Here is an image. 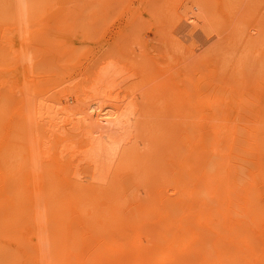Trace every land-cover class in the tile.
<instances>
[{"label": "rangeland", "instance_id": "obj_1", "mask_svg": "<svg viewBox=\"0 0 264 264\" xmlns=\"http://www.w3.org/2000/svg\"><path fill=\"white\" fill-rule=\"evenodd\" d=\"M3 1L4 0H0V14H1L0 15V51L2 50V48L4 51V52L3 51L0 52V86H1L0 87V104H1L0 105V111L2 108V110L4 112V114L0 113V118H1L0 123L2 124V122H3V124L0 125V137H1L0 138V148H1V150H0V162H1V158H3V156H6V155L10 159H12V161H15L14 159H16V157L18 158L20 155H22L20 153H22L24 150L30 149L29 145L32 144V143H30V141H33V143H35V144H32L34 146V148H33V146H31L32 151H29V153H30V155L33 156V157L30 156V157H32L31 159H33V162H35V164H36L35 167L37 168V172L35 169L34 172L32 170H30V171H32V172H30L31 173L30 176H28L29 174H27V173L21 174L23 171L21 172L20 170L22 169L23 166L19 165L21 168L19 167L20 168L19 169L20 174H18V172H19V171H17L18 167H16L17 169L15 168L16 170H13L12 167H14V166L11 167L10 159H8L6 161L7 162L9 161L8 163L10 164V166L8 164L5 166L7 167V169L9 167V170H8L9 174H7V173L5 174L4 173L6 170L4 168L5 162L3 161L0 163L1 164L0 165V171H1L0 172V192L4 191L3 194L0 193V200H1L0 204L3 203V205H0V210L2 211L3 214H1V213L0 214H1V216L3 215L2 216L3 219L7 218L6 215L8 216V219H4V220L2 219V217H0L1 218L0 221L2 220L1 222H3V223H0V235H1L0 236V245L2 246V248H0V253L2 255V256L0 255L1 256L0 257V264L1 263L2 264H12V263H14V264H27L28 261H29L28 263H30V264H36L35 261L33 260V258L36 259L37 256H41L42 252L41 253L38 252V248L36 247V239H35L34 231H33L34 226H33L32 222L29 218L32 208L31 209L29 208L28 211L26 208H25L26 210L24 209V207H26L24 205L25 203H29L31 200H33V201L35 200L34 192L37 191L38 189L39 190H47L48 189L49 192L51 190V193L47 194L48 193V191H47L45 198L42 199L43 205L41 204L42 203V201H41V203H40L41 206L39 207V210H38L39 214H40V210H42V208H44V210L46 209V206L44 207V205H45L44 200L47 202H50L47 204V207H48L47 209L49 210L50 214H52L51 212H53L52 215H54V214H57L56 216L61 215L59 218L62 219V222H64V220L66 221V222H64V229H65L64 231L66 232V235H68L71 232V234H74V236H75V234H79L80 239L81 238L87 239L88 237H90V235H91L90 229H88L85 224H82V223L79 224V222L77 223L75 221V218H78L79 216H81V214L79 213V210H78L79 208H78L77 204H74V203L75 202L80 203V201H83V205L81 202L80 207L81 206L82 207L83 206H86V207L90 206L88 208L85 207V210L83 209V211H85L87 213L88 209L91 212L92 209H90V208H91V205L93 206V204H94L93 210H95V201H96V204H97L96 207L99 206L98 209L100 208L103 212H104L103 206H105L107 208V206L110 207V205L112 206L114 204L113 205L114 207L113 206L111 207L113 209V211H117L118 209L121 208L120 209L121 212H119L120 210L117 211V214L120 213V215H117L118 217L116 215H114V216H116L119 219L120 216L125 214L126 220L128 217H129L128 219H133V220H130L129 223H127L128 229L129 228L131 229L130 230L131 233L128 231L130 233L129 236L131 238H133L134 241L136 240V242L137 241L139 242L143 238L145 239V237L148 236V232H149L147 226H145L141 230H136V231L134 230V226H136L137 223H143V224H145L146 222L149 223V221L154 219V216H152L150 213H151V211L153 212L154 206L157 205L156 202H159V199H158L159 196L158 195L161 191H163V193L167 197H170L173 195V193H174L173 189H172V187L174 186L173 180H175L177 178L178 171H179V167L176 165L177 164L176 162L182 158H183V160H185V156L187 157V155H188V154L185 155V153H187V151L192 152V150L195 149L198 152L201 150L202 145L204 143L202 140V137H203L202 135L205 133L206 130H208V131H206L207 133L204 134V137H210V135L212 134V128L211 127H213L212 126L213 124H215L216 125L215 127H217V129H218V138H217L218 149L224 150V154L230 156V157H228L227 166L229 167V165H230L231 168L234 169V166H236V164H237L235 157L239 156V157H242V159L245 158L244 160L247 161L246 162L247 167L250 168V170L255 172L256 169L254 167H255V164L256 165L258 164V159H257L258 157H257L256 147L254 146V141L250 137V129L252 126H255L256 128H258L257 129L258 137H259L258 140H259V142L261 141L264 144V140H263L264 136L262 138V135L264 134V118H263L264 115H262L257 122H255V121L251 122L250 117L252 116L251 115L252 108L250 107V105L253 102L252 101L253 97L251 94H253V93L257 94L256 95L257 97H260L261 92H262V94H264V71H263L264 65H261L259 63L260 62L259 60L261 57H262L261 62L262 61L264 62V56H263L264 55V39H263V37H264V0H213L215 2V4L218 6V8L220 9V12H219L220 14L215 13L213 23H215L216 21L221 22V25H219L217 29L222 30V29H225V27H226L224 32L221 34L220 39L224 40V41L232 40L230 44L233 43L234 47H236L238 44L239 45H238V47H236L237 49L234 51L233 50L230 51V48H231L230 45H228V47L226 46V49L228 50V48H229V51L223 55H219V53L215 52V51L212 52L213 54H215L214 57L216 56V57H219L220 59L221 58L224 59V63L222 62L223 66L217 65V62H214L217 60L213 61L212 55H211L212 57H211L210 62H207V63L204 62L203 64L199 63V62H201V60H204L202 55L205 54L206 51L208 52L209 50H212V51L217 50L216 38L214 40H212L211 42H209L201 51L196 53L194 56L188 58L189 60H186L182 64L183 65L189 64V67H191L190 71H192L191 72L192 75L190 73H188V76L190 74L191 75L190 77L192 78L191 82L189 81L190 84L187 83V80L188 79L190 80V77L189 78L184 77L183 73L180 75L182 82H180L178 80L179 78H177V74L175 73V70H177V67L179 64L176 60H174V59L172 60V58H171L172 56L168 54V51H170V50H168L165 47L164 43H165L166 39L163 35V31L161 29V26H158V25L159 24L161 25L162 19L160 18L161 17L160 15H161V12L163 11L164 8L165 9L170 8L169 11L170 10L172 11V9H175V8H179L178 12H179V15H181V14H183L184 10L186 9L187 4H192L196 0H28V1L25 0V1H27L26 4H23L24 0H6L4 2ZM24 5H25V7H24ZM163 5H164V7H163ZM24 10H25V12H24ZM160 10H161V12H160ZM212 15H214V12L212 13ZM83 18H85V19H83ZM212 18H213V16H212ZM98 21H99V23H98ZM228 25H230V26L228 27ZM178 29L180 30V33H179V36H176V38H179V39L183 38L184 35L189 34L190 30H191L189 28V26H186L185 24H180ZM38 33L41 34V36L39 38H37ZM199 33H200L199 35H202V34L205 35L206 34L207 36L206 35L205 36L208 37L207 33H214V31H211V29H206V31L203 30ZM228 34L231 37L228 36ZM123 37L125 39H123ZM203 39H204L203 37H201V38L198 37V40H200V41H198V43H205L206 41ZM122 40H124V41H122ZM46 42H49L48 45H45ZM180 42H182V40H180ZM237 42H238V44H237ZM260 43H262V44H260ZM44 45H45V47H44ZM116 45H118V46L120 45V46L118 47ZM261 46H263V48ZM249 47H250V49H249ZM117 48L119 51L117 50ZM120 48H122V49H120ZM109 49H111V50L108 52L107 50H109ZM243 50H244V52H243ZM1 53H3V54H1ZM240 54H243V55H240ZM239 55H240V58H239ZM249 55H250V57H249ZM5 57H7V58L5 59ZM25 57H26V59L24 60ZM241 57L243 59L241 61L242 62L241 65H243V63H245L244 66L246 67L245 68L244 66H242V68L244 67L243 69L246 71H244L242 69L240 70L239 67H241V66H237L238 64L236 65V63H238L237 60L238 59L241 60ZM29 58H30V60H29ZM169 58L171 60H169ZM198 58H200V59H198ZM244 58H247V59H245L246 62H245ZM110 61H114V65L113 66L110 65L111 68H107L106 65H104V64H108V62H110ZM167 61H169V62H167ZM172 62L175 64H173ZM257 62H258V64H257ZM235 65L238 68L235 67ZM101 66L106 68V70L109 69L107 71L108 74L106 76L101 75V80L103 81L101 83H102L103 89L106 91V93L110 92L111 96L120 95L121 97L125 98L126 101H131L132 98L135 97L136 103L138 104V102H139L138 108L140 109V110L138 109L139 110L138 114L131 121L130 128L127 129V131L129 130L126 133L127 135L124 134V131H121V130L117 131L118 129H116L112 124H110V125H112L111 127H109L110 126L109 124H108L109 125L108 127H106V126L102 127V126H104L102 124V125L98 126L99 128L94 129L95 132H98L100 130V128H101V130L103 128H109L107 130L104 129L106 132L108 131L107 132L108 134H106L105 131L103 134H101L103 132V130L99 131L102 137L103 136H110V137H113L114 139L116 138V140H118V139L122 140L121 141L122 146L120 148V150H121L120 155L122 156L123 159L122 160L121 159L120 160L115 159L116 161H114L112 167L110 168V172H108L109 175L107 176L106 183L103 185V187H102V185L100 186V187L104 188V190L108 189V191H111L112 189H114L116 194H115V192H112V194L109 193L110 198H108V200L112 199L110 201V202H112V204L109 203V201H107L105 194H103L101 197L93 196L91 194V191L94 192L93 191L94 186L91 184V181L89 178L92 173L90 172L91 170L90 171L88 170L89 168L86 164V161L79 168L73 169L75 172H73V170L69 171V169H67L69 171L68 172L69 177H65V179H63L65 174L68 175L65 167H63L64 165L62 163L57 162L55 160L56 158L53 160L52 156H50V154L52 155L54 152H56L55 147H56V144L58 143L57 142L58 139H56V137L54 135V131H51L50 129H48V131H47V128H45V130L43 131L38 127V129H32V132L34 134L30 135L29 132L31 133V129H29V127L27 126L28 121H27V119L24 120L22 118L23 116H21V114L26 115V113L29 112V110H30L29 108H32L33 110L35 109V111H37L36 103L38 102V99H41L42 97L46 98L47 96H49L51 94H54V96L60 97L61 103L68 106V108L72 112H75L76 108L78 109V106L80 105L81 100L84 99L85 96L89 92H91V90H89V88L92 87V84L94 83L93 82L94 77L98 78V76L100 75L99 72H100ZM172 67H174V68H172ZM219 67H221V68H219ZM167 68L169 69L168 71H167ZM179 68H180V65H179ZM217 68L220 70L219 74H218ZM222 68H223V70H222ZM236 68H237V70H236ZM142 69H143V71H142ZM224 69H227V70H224ZM238 69L241 71L240 74H242V72L244 73L243 74L244 78L242 76H240V74H239L240 71ZM257 69H258V71H257ZM247 71H250V72H248L250 74H248ZM256 71H257V73H256ZM182 72H184V71H182ZM214 72H216V73H214ZM261 72H263V73H261ZM236 73L238 74V76ZM244 75H247V76H244ZM171 76H172V78H171ZM230 76L234 77V78H231ZM256 76L258 78H256ZM166 77H168V78H166ZM253 77H254V79H253ZM183 78H184V80H183ZM229 78L231 79V81L232 80L233 81L231 82ZM247 78L249 79V81ZM250 78H252V79H250ZM255 78H256V80H255ZM241 79L242 80L244 79L245 82L242 81ZM214 80H215V82H214ZM170 82H172V85H174L173 90H172V85ZM239 82H241L242 84L241 83L238 84ZM247 82L251 85H249ZM168 83H170L171 86H169ZM236 83L239 86H237ZM157 84L160 87H158ZM165 84H167V85L165 86ZM186 84L188 85V87L186 86ZM190 86H192V87H190ZM161 87L164 88V90L167 88L166 89L167 91L166 90L164 91ZM168 87L171 89H169ZM175 87L177 90L175 89ZM157 88L159 89V91H161V89H162V91L160 93H158L159 91ZM9 89H10V91H9ZM169 90H172V91H169ZM174 90H176L177 94L180 96L175 94L176 92L174 93ZM181 90L182 91L184 90V92H182ZM155 91L156 92L158 91L157 92L158 94L156 93V96H158V99H157V97L155 99L154 94H151L152 92L155 93ZM2 93H4L3 95L5 97L2 95ZM8 93H9V95H8ZM10 93H12V94H10ZM183 93H185L187 95L185 96ZM67 94L73 95L72 96L73 100L68 99L70 101V102L68 101L69 103H65L64 96H63V95H67ZM146 94H148V95L150 94V95L146 96ZM14 95H15V97H13ZM26 95H28V97L29 96L32 97L31 99L33 100L32 102H33L34 107H33V105L28 106V104L26 103V99H28L25 97ZM151 95H153L154 97L153 96L152 97L157 101H153V98L152 99L150 98ZM177 96L179 98H181L182 100L178 99ZM191 96H192V98H191ZM11 97H12V99H11ZM21 97L25 101L22 100ZM137 97H138V101H137ZM141 98H142V100H141ZM148 98L151 99L150 102L151 101H153V102H151V103L148 102ZM18 99H20L21 101H19ZM175 99L180 100V102H178ZM183 99L189 101L188 103L192 107H190L187 104H184V102L187 103V101H184ZM11 100L14 102H12ZM15 100H17V101H15ZM35 100H37V102ZM140 100L142 102H140ZM215 100H219V101L215 102ZM174 101L178 102L177 105H178V108L180 105V109L182 108L181 106H183L181 104V101H182L184 104L183 107H185L186 109L183 108L181 112L177 111V109L173 108L174 106H175V108H177ZM17 102H19L20 104ZM146 102H147V106L145 105ZM8 104H10V105H8ZM149 104L155 105L157 108H155V106L152 107V105L149 106ZM193 104H194V106H193ZM217 104L219 106H217ZM164 106L167 108L169 107L168 110ZM158 107H160L161 112H159V110H157ZM217 107H219V108H217ZM7 108H10V109H8V111H7ZM15 108H17V110ZM4 109L6 111H4ZM171 109H172V111H171ZM11 110H13L14 112ZM164 110H166V111H164ZM175 110H176V113L177 112L183 113L181 115L176 114L178 116L177 118L179 120H182V123H187V121H188L189 126H187V124H185V126H186V128H185L184 124H182L181 121H179L176 118ZM217 110H218V112H217ZM10 111L13 113L11 114ZM21 111H23V112H21ZM173 111H174V113H173ZM187 111L190 114L188 116H187V114H185V113H187ZM163 114H166L168 117L167 116L165 117ZM3 115H5V116H3ZM14 115H15V117H14ZM36 115H35V117H36ZM161 115H163V116H161ZM170 115L175 116V117H171ZM182 115H183V117H185V115H186L188 120L186 117L184 119L182 117ZM179 116H180V118L181 117L182 118L180 119ZM217 116H219V117H217ZM2 117H4V118L6 117L5 120ZM17 117H20V118H17ZM33 117H34V115H33ZM159 117H161V118H159ZM183 119L185 122H183ZM18 120H20L21 122ZM137 121H138V123H136ZM157 121H158V123H160V121H162L163 124L160 123L159 125H157ZM164 121H165V123H164ZM178 121L180 124H177ZM140 122H141V124H139ZM195 122H197V123H195ZM15 123H16V125H15ZM143 123L146 124V125H144V126H146L144 130L141 129V128H144ZM11 124H14V125H11ZM149 124H151V125H149ZM174 124H175V126H174ZM181 124L183 125V127H180V126H182ZM136 125H137V127H136ZM153 125H155L157 127H155ZM22 126L24 128H22ZM152 126H153V128L154 127L155 128L153 129ZM172 126H174L175 128L177 127L176 128L177 130ZM195 126H196V128H195ZM15 127L17 130L15 129ZM159 127H162V128H159ZM166 127H167V129H166ZM221 127H223V128H221ZM18 128L23 129L24 131L22 132L21 130H18ZM30 128H32V127H30ZM148 128H149V130H151V129L152 130L149 131ZM139 129L143 132H145V130H146V132L148 133V134L143 133V135H145L144 136L145 139L144 138L142 139L143 135ZM1 130H3V132ZM135 130H136V133L132 134ZM153 130H155V132ZM191 130H192V132H191ZM223 130H224V132H223ZM18 131H20V132H18ZM157 131H158V133H157ZM161 131H162V133H161ZM169 131H170V133H169ZM4 132H6V133H4ZM10 132H12V133H10ZM99 132H98V134L97 133L96 134L100 135ZM119 132H123V134L122 133L118 134ZM189 132H190V134H189ZM129 133L131 135H128ZM153 133L155 134V136L154 135L151 136V134H153ZM167 133H168V135H167ZM230 133H232V134H230ZM115 134H116V137H115ZM135 134H136V136H135ZM156 134H160L159 135L160 137L158 136L156 138V136H157ZM229 134L231 136L232 142L230 143L231 145H229L226 148V145L223 142L227 141ZM19 135H23V136H19ZM28 135H29V137H31L33 135L34 136L31 138H28ZM56 135H58V134H56ZM146 135H150V136L146 137ZM189 135L190 136L192 135V136L189 137ZM10 136L12 137V139ZM119 136H121V137L123 136V137L121 138ZM129 136H130V138H129ZM164 136L165 137L169 136V137H167L168 140H167V138L165 139ZM193 136H194V138H193ZM21 137H22V139L25 138L26 141H24V139H23V140H21V142L23 141V143H21L20 142ZM154 137H155V139H154ZM184 137H185V139H184ZM147 138H149V139H147ZM29 139H31V140H29ZM131 139H133L132 141H134V142H132ZM156 139H158V142ZM162 139L165 140L166 143ZM174 139L176 140L178 145L174 144L175 143V142H173ZM205 139H207V138H205ZM80 140H81V135H77L72 139V141H74V143H71L70 141H68L69 143L66 142L65 146L69 145V146H71L70 147L71 149L76 150V148L78 149L82 143V141L80 142ZM82 140H83V137H82ZM141 140H143V141H141ZM27 141H29V142L27 143ZM237 141H239V142L237 143ZM10 142H12V144H10ZM150 142H152V144ZM179 142H180V144H179ZM233 142H234V144H233ZM13 143H14V145H13ZM46 143H48V145ZM206 143H207V141H206ZM143 144L145 146H143ZM163 144L167 145V146H165L166 148H164ZM170 144L171 145L174 144L173 147L174 148L176 147L175 151L174 150H173V152L170 151V150H172L169 148ZM1 145H3L4 147ZM43 145H45V146H43ZM140 145H142V146L140 147ZM157 145H158V147L160 146V148L164 149L165 151L164 150L160 151V148H157ZM171 145H170V147H171ZM177 146H178V148L180 147V149H178ZM12 147H13V149H12ZM173 147H171V148H173ZM14 148H16V149H14ZM20 148L21 149L23 148V149L21 150ZM144 148L150 153V155H148V157L145 153H147V154H149V153L146 152V150ZM147 148H149V149H147ZM153 148H155V149H153ZM181 148H182V150H185V149L186 150L180 151ZM37 149H39V150H37ZM151 149H153V151H151ZM166 149L169 152H172V154L169 153V155H171L173 159L171 158V156L168 155ZM15 150H18V151H16V154L14 153ZM262 150L261 151L264 154V148ZM12 151H14V152H12ZM19 151H21V152H19ZM31 152H33L34 154ZM38 152H41V154H37ZM153 152H155L156 154ZM157 152H158V154H157ZM161 152H162V154H159ZM10 153H12L13 158H11L12 156ZM24 153H25V151H24ZM141 153H142L143 157L145 156L144 159L140 158ZM174 153H177V154H174ZM127 154H128V156H127ZM136 154H138V155H136ZM163 154H165V155H163ZM1 155H2V157H1ZM14 155H15V157H14ZM159 155H161V157ZM178 155H179V157L177 158ZM7 156L4 158L7 159ZM134 156L135 157L138 156V158H140V159L137 160V158H135ZM38 157H39V159L36 160V158H38ZM149 157H150V160H149ZM169 157L171 159H169ZM159 158H162V159L159 160ZM132 159H136L138 161V163L135 165L136 166L140 165V167L141 166L146 167L147 165L145 166L144 164H147L146 162H148V160L150 161V164L148 162L149 166L145 168L146 171H144V173H143L144 169L142 167L140 168L138 166V168L140 169V171H139L140 173H138V171H136V173L138 174V179H139V180H137L138 182L135 181L136 179L134 178V176L131 173H124V171H122L121 169L119 170V168H121V165H122V167L126 166L123 164L128 165ZM151 159L152 160L155 159V160L152 161ZM161 160H164V162ZM37 161H38V163H37ZM139 161H141V162L143 161L142 164H140ZM160 161L162 162L164 167L162 166V164L161 165L158 164V163H160ZM223 161H225V160H222V163H223ZM151 162H153V163H151ZM43 163H45V164L47 163V164L44 165ZM115 163H116V165H115ZM244 164L245 163H243L242 165H244ZM1 166H3V168ZM84 166L86 167V169ZM10 167H11V170H13L17 174H13L12 173L13 171L10 172L11 171ZM46 167L49 169L48 171H47ZM159 167H160V169L157 170ZM262 167H263V171H264V164ZM52 168L54 171L51 170ZM148 168H149V170H148ZM161 168H164L165 171ZM1 169H3V170H1ZM113 169H116V171H113ZM166 169L168 172H166ZM23 170H25V168ZM64 170H65V172H64ZM2 171H3V173H2ZM78 171H79V173H78ZM160 171H163V173H161ZM259 171H261V170H259ZM259 171H256V173L258 174ZM25 172H26V170L23 173H25ZM44 172H45V175H44ZM50 172H51L52 177L50 176ZM151 172H153V173H151ZM165 172H166V176H165ZM10 173L12 174V176ZM141 173H142V175H141ZM173 173H175V174L173 175ZM78 174L81 175V177L84 176V178L79 179L80 176L78 177ZM4 175H5V177L8 175V177L11 179V182H9L10 179L8 181L7 178L6 179H5V177L3 178ZM16 175H18V176H16ZM149 175L151 176V178ZM156 175L158 177L164 175L165 181H166V177L168 176L167 177L168 180L166 182L167 184L165 183V181L161 177L157 178ZM113 176H114L115 180L112 178ZM127 176L131 177V181L135 185L132 192L124 189V184H126L125 180L127 179ZM143 176H145V177H143ZM222 176H223V178L226 177L225 170L223 171ZM251 176L253 177L254 175L251 174ZM18 177H20V178L22 177L23 181H21L20 178H18ZM49 178L50 179L52 178V180H50ZM13 179H15V180H13ZM45 179L47 181L48 180L49 181L47 182ZM84 179H86V180H84ZM152 179H154V181H159V182L154 183V181H153V184H154L153 185ZM160 179H162L163 181ZM5 180H6V182H5L6 184L4 183ZM34 180H36V181H34ZM62 180L64 181V182H62L63 185L61 183ZM67 180H69L70 183H68ZM113 180L116 183L118 182V184L112 182ZM150 180H151V183H150ZM13 181H15V182L13 183ZM19 181L22 183H20ZM238 181L239 180H237V183H238ZM7 182L9 183V185ZM82 182L85 185H83ZM17 183H18V186H17ZM71 183H72V185H71ZM86 183L88 185H86ZM253 183L257 189L256 197H254L255 198L254 203L255 204L259 203V204H256L257 211H255V212L258 213V211H260L261 213H263L262 215L264 217V190H263V184H262L263 182L261 180L255 179V181ZM80 184H82V185L80 186ZM148 184H151L154 187L151 185H148ZM6 185H8V186H6ZM10 185H11V187H10ZM15 185L18 188L22 187V188H20V190L22 192L18 191L19 190L18 188L15 189L16 188ZM52 185L54 186L55 189L52 187ZM70 185L72 187V190H71L73 192L72 195L74 194L73 196L71 195V191L69 189H68V191L65 190V186H66V188H69ZM140 185H141V187H139ZM59 186L61 187V189H58ZM86 186H87V188L89 187L90 190L89 189L86 190L87 189ZM118 186L120 188H118ZM63 187H64V189H63ZM91 187H93V188H91ZM143 187H145V189H143ZM146 187H148L149 189L148 188L146 189ZM79 188H80L81 192H78L77 189H79ZM14 189L17 191V193L20 192V194L18 193L19 198H18L17 193H15ZM152 189L154 190V192H152L153 191ZM193 189L194 188H192V190ZM11 190H13V191H11ZM25 190L27 193L25 192ZM61 190L65 191L64 194ZM76 190H77V192H75ZM82 190H83V193H86L87 197L85 194L82 193ZM6 192H8V193H6ZM12 192H14V193H12ZM22 193L27 194V195L25 194L26 198L23 197ZM117 193L120 196V197H118V200L121 198V200L124 201V203H122L121 205L123 206L125 204V207H122L121 205H119L120 203L119 204L117 203L118 206H117V204L115 206L114 202L117 201ZM133 193H135V194H133ZM29 194H30V197H29ZM61 194H63V196H65V197H63ZM154 194L156 195L155 197H154ZM4 195H6V196H4ZM66 195L69 197V200H68ZM88 195H90V197ZM143 195H145V196H143ZM15 196L17 198H14ZM21 196H22V198H21ZM79 196H80V198H79ZM111 196L114 198H111ZM59 197H60V199H59ZM185 197H187V195H185ZM240 197H241L240 193H233L230 191V194H229V192H228L225 199L226 200L231 199V202L225 203V205L230 207V208H233V210L236 211L237 205H239L241 202ZM257 197H258V200H257ZM72 198L75 201H73V200L70 201ZM91 198H92V200L89 201ZM105 198H106V200H105ZM191 198H192V194H191ZM11 199H12V203H14V207L17 208V209L15 208L16 211H14L15 209H12L13 204L10 203ZM17 199L19 200V203H21V204L18 203ZM21 199H23L24 201ZM64 199H65V201H64ZM66 200H68V201H66ZM121 200H120V202H122ZM143 200H144V202H143ZM188 201H189V199H188ZM15 202H17V203H15ZM141 202H143L146 207L143 205V203L141 205ZM154 202L156 204L152 205V204H154ZM5 203L7 204V206ZM84 203H86V205ZM107 203H108V205H107ZM15 204H17V206H15ZM22 204L24 206H22ZM57 204L59 207L57 206ZM69 204H71V205H69ZM50 205H51V207H50ZM130 207H132V208H130ZM142 207L144 210L142 209ZM51 208L55 212L52 211ZM55 208H57V209H55ZM61 208H63L64 210ZM116 208H118V209H116ZM5 209H7V210H5ZM22 209L25 210L26 213L22 212L23 211ZM10 210L12 212H14L12 217L9 216V215H11ZM20 210H21V214L24 213V215H25V217H24L25 222L23 221L24 224H22V220H21V223H20V220H18V219H23L22 217L24 216V215L22 216L19 213ZM62 211H66V212H64V215H63ZM102 211H101V213H102ZM147 211H149V212H147ZM27 212L28 213L30 212L29 215ZM145 212L148 214H146ZM5 213H7V214H5ZM86 213H84V216L86 215ZM17 214L18 215L20 214L21 216L19 215V218H17V220H16V217H18ZM143 214H146L147 216H145V215L143 216ZM133 215H134V217H133ZM9 218L12 220H10ZM13 218H15V219L13 220ZM27 218H28V220H30V222L26 220ZM88 218H89V216H88ZM134 218L136 221L134 220ZM145 218H146V220H145ZM232 218L233 219H231V221L235 223L234 226H237L238 224L240 225L239 229L237 231L239 233V235L243 234V233L240 234V231L242 229H243L242 232L247 231L246 234H244L245 236L248 234V232L250 234V230H248V228L250 226V225L248 226V224H250L249 221L248 222L245 221L244 217H240V216L236 217V213H235V215H232ZM236 218L240 221L238 222ZM262 219H264V218H262ZM91 220H90V222H91ZM113 220H114V218L112 219V221ZM121 220L122 219L120 217V221ZM219 220H220V218H219ZM219 222L220 221L215 222V226H217L219 224ZM5 223H8V228H7V226H5L6 225ZM19 223H20V225H19ZM258 223H261V224L258 226V229L255 228V230H256V233L254 234L255 238L253 236V231H252L251 236L254 238V240L256 239L255 240L256 242H258V244L256 245L257 247H255L254 251H256L257 253H260V254H257V255L253 254L252 255V256L256 255L257 257L256 256L255 257L250 256L248 264H257L258 262L263 261L262 256L264 255V238L257 240L256 236L259 232L264 231V220H261ZM11 224L13 225L12 226L13 228L17 227L18 230L15 228L17 231L20 230L19 233H17V231L15 229L13 230V228H9L11 226ZM19 226H20V228H19ZM247 226H248V228H247ZM21 227H23L22 228L23 230L21 229ZM9 229H11V231L13 230L12 233L15 232L16 234L15 233H14V235L10 234L11 231H9L10 233L7 231ZM3 230H5V231H3ZM253 230H254V228H253ZM6 231H7V233H6ZM35 232H37V230H35ZM189 232L191 233V231H189ZM190 233H189V235H190ZM58 234L59 233H57V236H58ZM263 234H264V232H263ZM6 235L8 236V239H7ZM189 235L187 234L188 238L186 237L185 243H187L190 239L191 240L193 239V236H192L193 234L191 235L192 238H190ZM14 236H15V239H14ZM53 237H54V235H53ZM227 237H229V235H227ZM10 238H12L13 241ZM16 238H20L21 240L18 239L20 242ZM58 238H61L60 235L57 238L54 237V240H56V239L58 240ZM220 239L221 238L218 237V238H216L215 241L220 242ZM237 239L238 240L236 241V239L230 240V238H229V240H227L228 243L225 241L227 244L226 246H228L229 251L231 249L232 250L234 249V250L238 251V253L240 252L239 251L240 249L238 250V248L235 247L239 241V238H237ZM24 240L26 242V246L24 244L25 243ZM128 240L131 241V239H129V238H128ZM18 242H19V244H18ZM30 242H31V244H30ZM229 242H231L232 244ZM260 243H261V245H260ZM29 244H30V246H29ZM85 244L88 245L89 241ZM223 244H224V242H223ZM224 246H223V248H224ZM82 247H84V246L79 245L78 249L75 252H74V250H71V246H68L65 249L60 247L59 249H56L55 251H56V253L60 252V251L66 252L67 255H65V257L67 260H65V262L69 261V262H73V264H75V261L77 260V258H79L78 260H81V259L83 261L87 260L88 264H93V262H92L93 259L90 256V255H92L91 254L92 251H89L90 247L86 246V248H84V249ZM229 247H231V248H229ZM4 248L6 250H4ZM44 248H43V251H46L48 247L45 246ZM8 249H10V251L13 250L15 252H13V251L10 252ZM226 249H227V247L224 248L223 252L221 251L220 257L222 256V258H223L226 255L225 257L229 258V257L233 256L232 253L234 250L233 251L231 250L232 252H230L231 253L230 254L228 252V250H226ZM257 249H258V251H257ZM2 251H3V253L7 251L8 255H7V253H4V255H3ZM68 251H70V253ZM225 251H227V252H225ZM236 251H234V254H237L238 256L242 255V251L239 254L236 253ZM256 252H254V253H256ZM5 254L7 255V258L4 259V257H6ZM13 254H14V256L12 257ZM16 255H18V256H16ZM237 255L232 257L233 259L232 258H229V259L226 258V263H224V262H220V263L221 264H239V263L244 264L241 260H240L241 262L238 260L239 262L237 263V261H236L237 258L238 259L241 258V257H238ZM15 257L17 258V260ZM220 257H219V260L224 259V258L222 259ZM14 258H15V260H14ZM2 259H4V260L2 261ZM20 259H21V261H20ZM247 260H248V258H247ZM214 261H217V259L214 258ZM228 261H234V262L229 263ZM61 263H63V261ZM76 264H79V263H76Z\"/></svg>", "mask_w": 264, "mask_h": 264}, {"label": "bare ground", "instance_id": "obj_2", "mask_svg": "<svg viewBox=\"0 0 264 264\" xmlns=\"http://www.w3.org/2000/svg\"><path fill=\"white\" fill-rule=\"evenodd\" d=\"M4 1H6V0H4ZM3 1V2H4ZM28 1V0H27ZM27 1H25L24 0V3L23 4H26V2ZM165 3V2H164ZM5 4V3H4ZM103 4V3H102ZM9 6V5H8ZM168 6V5H167ZM24 7H25V5H24ZM163 7H164V5H163ZM217 7V8H216ZM3 8V7H2ZM169 8V7H168ZM158 9V8H157ZM170 9V8H169ZM169 9H163V11L161 12V10H160V12H161V19H162V21H161V25L159 24L158 26H161V29H162V31H163V35H164V37H165V47L168 49V50H170V51H168V54L169 55H171L170 57L172 58V60L174 59V60H176L177 62H178V64L180 65V68H179V65H178V67H177V70H175V73L177 74V78H179L178 80L180 81V82H182V79L180 78V75L183 73V76L184 77H187V78H189L192 74H191V72L192 71H190L191 70V67H189V64H187V65H183L182 63L183 62H185L186 60H189L188 58H190V57H192V56H194L196 53H198L199 51H201L209 42H211L212 40H214L215 38H216V40H217V42H216V46H217V50H209L208 52L206 51V53L205 54H203L202 55V57H203V59L204 60H201V62H199V63H207V62H210L211 61V57H212V60L214 61V60H217V61H214V62H217V65H222V62L224 63V59H220L219 57H214V55L215 54H213L212 52H218L219 53V55H223V54H225V53H227L228 51H229V48H228V50L226 49V46L228 47V45H230V51L231 50H236L237 48L236 47H238V42H237V46L236 47H234V45H233V43L232 44H230L231 43V41L232 40H226V41H224V40H221L220 39V36H221V34L224 32V30L226 29V27H225V29H217L218 28V26L219 25H221V22H218V21H216L215 23H213V19H214V17H215V13H219L220 12V9L218 8V6L215 4V2L212 0H196V1H194V3H192V4H187V7H186V9L184 10V12H183V14H181V15H179V12H178V9L179 8H175V9H172V11L170 10L169 11ZM169 11V12H168ZM24 12H25V10H24ZM40 12V11H39ZM158 12V11H157ZM214 12V15H212V13ZM36 13V12H35ZM5 14V13H4ZM3 14V15H4ZM24 14V13H23ZM26 14V13H25ZM39 14V13H38ZM154 14V13H153ZM220 14V13H219ZM1 15V14H0ZM101 15V14H100ZM22 16V15H21ZM158 16V15H157ZM212 16H213V18H212ZM210 18V19H209ZM83 19H85V18H83ZM4 20V19H3ZM101 20V19H100ZM99 20V21H100ZM160 20V19H159ZM99 21H98V23H99ZM160 22V21H159ZM213 23V24H212ZM223 23V22H222ZM84 24V23H83ZM180 24H185L186 26H189V28L191 29L190 30V33L189 34H187V35H184V37L183 38H181V39H179V38H176V36H179V33H180V30L178 29L179 28V26H180ZM230 25H228V27H229ZM263 27V26H262ZM261 27V28H262ZM206 29H211V31H214V33H207L208 34V37H206L204 34H202V35H199L200 33L199 32H201V31H203V30H205L206 31ZM262 30V29H261ZM12 35V34H11ZM162 35V34H161ZM41 36V34H37V38H39ZM228 36H230L229 34H228ZM121 37V36H120ZM198 37L199 38H201V37H203L204 39L203 40H205L206 42L205 43H198V41H200V40H198ZM231 37V36H230ZM229 37V38H230ZM228 38V39H229ZM122 39V38H121ZM123 39H125L124 37H123ZM127 39V38H126ZM227 39V38H226ZM234 39V38H233ZM263 39H264V37H263ZM180 40H182V42H180ZM236 40V39H235ZM247 40V39H246ZM255 40V39H254ZM122 41H124V40H122ZM222 41V42H221ZM237 41V40H236ZM258 41V40H257ZM48 43L49 42H46L45 43V45H48ZM125 43V42H124ZM185 43V44H184ZM235 43V42H234ZM131 44V43H130ZM260 44H262V43H260ZM45 45H44V47H45ZM116 46H118V45H116ZM120 46V45H119ZM118 46V47H119ZM248 46V45H247ZM257 46V45H256ZM262 48H263V46H261ZM120 49H122V48H120ZM249 49H250V47H249ZM111 49H109V50H107L108 52L110 51ZM117 50H118V48H117ZM125 50V49H124ZM247 50V49H246ZM1 51H3V48H2V50ZM0 51V52H1ZM119 51V50H118ZM248 51V50H247ZM250 51V50H249ZM4 52V51H3ZM107 52V53H108ZM243 52H244V50H243ZM246 52V51H245ZM121 53V52H120ZM260 53V52H259ZM1 54H3V53H1ZM212 55V56H211ZM240 55H243V54H240ZM240 55H239V58H240ZM117 56V55H116ZM264 56V55H263ZM3 57V56H2ZM221 57V56H220ZM243 57V56H242ZM242 57H241V60H237L238 61V63H236V65L237 66H241V67H239L240 68V70L242 69V70H244L243 68L245 67L244 65H245V63H243V65H241L242 64ZM249 57H250V55H249ZM7 57H5V59H6ZM238 58V57H237ZM248 58V57H247ZM247 58H244V60L245 59H247ZM26 59V57L24 58V60ZM198 59H200V58H198ZM249 59V58H248ZM261 59H262V57L260 58V64L261 65H264V62L262 63L261 62ZM29 60H30V58H29ZM169 60H171L170 58H169ZM255 60V59H254ZM6 61V60H5ZM248 61V60H247ZM4 62V61H3ZM167 62H169V61H167ZM174 62V61H173ZM172 62V63H173ZM236 62V61H235ZM244 62V61H243ZM245 62H246V60H245ZM171 63V64H172ZM240 63V64H239ZM173 64H175V63H173ZM254 64V63H253ZM257 64H258V62H257ZM104 65H106V67L107 68H111V66H113L114 65V61H110V62H108V64H104ZM111 65V66H110ZM235 65V67H237ZM223 66V65H222ZM234 66V65H233ZM242 66H244L243 68H242ZM264 67V66H263ZM142 68V67H141ZM172 68H174V67H172ZM219 68H221V67H219ZM238 68V67H237ZM237 68H236V70H237ZM246 68V67H245ZM258 68V67H257ZM218 69V68H217ZM233 69V68H232ZM253 69V68H252ZM109 70V69H108ZM108 70H106V68H104V67H100V72H99V76H98V78L97 77H94V79H93V84H92V87H90L89 88V90H91V92H89L86 96H85V98L84 99H82L81 100V103H80V105L78 106V109L76 108V110H75V112H72L69 108H68V106H66V105H64L63 103H61V101H60V97H57V96H54V94H51V95H49V96H45L46 98H41V99H38V102H37V100H35L37 103H36V105H37V111H35V109L33 110L32 108H29L30 110H29V112H27L26 113V115H23V114H21V116H23L22 118L25 120V119H27V121H28V124H27V126L29 127V129H31V133L29 132V134L31 135V134H34L33 132H32V129H38V127L41 129V130H45V128H47V131H48V129H50L51 131H54V135H55V137H56V139H58V143L56 144V147H55V150H56V152H54L52 155L50 154V156H52V159L54 160L55 158V160L57 161V162H59V163H62L64 166L63 167H65V169H66V172H67V174H68V172L69 171H72L73 169H77V168H79L83 163H85V161H86V164H87V166H88V170L92 173L91 175H90V181H91V184L94 186V188L93 187H91V188H93V191L94 192H92L91 191V194L93 195V196H98V197H101L103 194H105L106 195V198H107V201H109V203H111L112 204V202H110L112 199H110V200H108V198H110L109 197V193H111L112 194V192H115L114 191V189H110L111 191H108V189H105L104 190V188H102L103 187V185L106 183V180H107V176L109 175V173L108 172H110V168L112 167V165H113V163H114V161H116V160H122L123 158H122V156L120 155V148H121V146H122V140H116V138L114 139L113 137H110V136H101V134H103L104 133V131L105 130H107V129H109V128H103L102 130H103V132L100 134V130H101V128H100V130L98 131L99 132V134L100 135H97L98 134V132H95V128H99L98 126L99 125H104V126H102V127H108L110 124H112L116 129H118L117 131H119V130H121V131H124V134H126L128 131H127V129H129L130 128V123H131V121L134 119V117L138 114V112H139V108H138V104H139V102H138V104L136 103V98L134 97V98H132V100L131 101H126V99L125 98H123V97H121L120 95H117V96H111V94H110V92L109 93H106V91L103 89V85H102V83L101 82H103L102 80H101V75L102 76H106L108 73H107V71ZM169 69L167 68V71H168ZM222 70H223V68H222ZM224 70H227V69H224ZM239 70V69H238ZM239 70V71H240ZM142 71H143V69H142ZM182 71H184V72H182ZM190 71V72H189ZM219 69H218V74H219ZM244 71H246V70H244ZM257 71H258V69H257ZM257 71H256V73H257ZM262 71V70H261ZM264 71V70H263ZM187 72V73H186ZM248 72H250V71H247V73ZM114 73V72H113ZM188 73H190L189 74V76H188ZM214 73H216V72H214ZM231 73V72H230ZM229 73V74H230ZM241 73V71L239 72V74ZM261 73H263V72H261ZM224 74V73H223ZM237 74V73H236ZM243 72H242V74H240V76H242L243 77ZM248 74H250V73H248ZM252 74V73H251ZM233 75V74H232ZM261 75V74H260ZM205 76V75H204ZM234 76V75H233ZM237 76H238V74H237ZM239 76V77H240ZM244 76H247V75H244ZM249 76V75H248ZM130 77V76H129ZM182 77V76H181ZM228 77V76H227ZM231 77V76H230ZM96 78V79H95ZM166 78H168V77H166ZM171 78H172V76H171ZM220 78V77H219ZM223 78V77H222ZM231 78H234V77H231ZM238 78V77H237ZM236 78V79H237ZM244 78V77H243ZM256 78H258L257 76H256ZM256 78H255V80H256ZM128 79V78H127ZM170 79V78H169ZM168 79V80H169ZM191 77H190V80L188 79L187 80V83L188 84H190V82H191ZM210 79V78H209ZM230 79V78H229ZM240 79V78H239ZM248 79V78H247ZM250 79H252V78H250ZM253 79H254V77H253ZM125 80V79H124ZM167 80V81H168ZM183 80H184V78H183ZM218 80V79H217ZM220 80V79H219ZM242 80V79H241ZM240 80V81H241ZM163 81V80H162ZM170 81V80H169ZM186 81V80H185ZM190 81V82H189ZM193 81V80H192ZM230 81H231V79H230ZM233 81V80H232ZM231 81V82H232ZM235 81V80H234ZM242 81H244L245 82V80L243 79ZM241 81V82H242ZM248 81H249V79H248ZM164 82V81H163ZM214 82H215V80H214ZM241 82H239L238 84H240ZM167 83V82H166ZM171 83V85H172V82H170ZM170 83H168L169 84V86H171L170 85ZM185 83V82H184ZM235 83V82H234ZM243 83V82H242ZM241 83V84H242ZM248 83V82H247ZM162 84V83H161ZM237 84V83H236ZM235 84V85H236ZM237 84V86H239ZM244 84V83H243ZM249 84V83H248ZM158 85V84H157ZM167 84H165V86H166ZM193 85V84H192ZM249 85H251V84H249ZM164 86V87H165ZM174 85H172V90L174 89V87H173ZM186 86L188 87V85L186 84ZM185 86V87H186ZM247 86V85H246ZM1 87V86H0ZM158 87H160L159 85H158ZM190 87H192V86H190ZM189 87V88H190ZM162 88V87H161ZM169 88V87H168ZM3 89V88H2ZM158 89V88H157ZM163 90H164V88H162ZM162 89H161V91H162ZM167 89V88H166ZM165 89V90H166ZM169 89H171V88H169ZM175 89H176V87H175ZM191 89V88H190ZM5 90V89H4ZM3 90V91H4ZM164 90V91H165ZM172 90H169V91H172ZM177 90V89H176ZM176 90H174V93L176 92ZM186 90V89H185ZM9 91H10V89H9ZM158 91H159V89H158ZM157 91V92H158ZM161 91H159L158 93H160ZM163 91V92H164ZM167 91V90H166ZM182 91V90H181ZM180 91V92H181ZM191 91V90H190ZM189 91V92H190ZM12 92V91H11ZM77 92V91H76ZM156 91H155V93H151V94H154V96L153 95H151L150 96V98L152 99L153 97L156 99V97H157V99H158V96H156V93H157ZM182 92H184V90L182 91ZM13 93V92H12ZM12 93H10V94H12ZM15 93V92H14ZM33 93V92H32ZM157 93V94H158ZM192 93V92H191ZM240 93V92H239ZM4 93H2V95H3ZM175 94H177V92L175 93ZM185 96L187 95V94H185V93H183ZM190 94V93H189ZM7 95V94H6ZM8 95H9V93H8ZM150 95V94H149ZM148 94H146V96H149ZM178 95V94H177ZM182 95V94H181ZM252 95V97H253V99H252V103H251V105H250V107L252 108V113H251V117H250V121L252 122V121H255V122H257L259 119H260V117L262 116V115H264V94H262V92H261V94H260V97H257L256 95L257 94H251ZM4 96V95H3ZM12 96V95H11ZM64 96V100H65V103H69L70 101V99H72L73 100V98H72V96L73 95H63ZM140 96V95H139ZM142 96V95H141ZM145 96V97H146ZM153 96V97H152ZM178 96H180V95H178ZM177 96V97H178ZM184 96V97H185ZM5 97V96H4ZM13 97H15V95L13 96ZM26 98H28V99H26V103L28 104V106H31V105H33V100L31 99L32 97H28V95H26L25 96ZM22 98V97H21ZM20 98V99H21ZM147 98V97H146ZM153 98V101H157V100H155ZM191 98H192V96H191ZM194 98V97H193ZM2 99V98H1ZM11 99H12V97H11ZM20 99H18L19 101H21ZM67 99V100H66ZM69 99V100H68ZM151 99H149L148 98V102H150V100ZM178 99H181V98H179L178 97ZM178 99H175V100H177L178 102H180V100H178ZM189 99V98H188ZM218 99V98H217ZM22 100H24L23 98H22ZM141 100H142V98H141ZM140 100V102H142ZM182 100V99H181ZM184 100V99H183ZM193 100V99H192ZM12 101V100H11ZM10 101V102H11ZM15 101H17V100H15ZM25 101V100H24ZM69 101V102H68ZM137 101H138V97H137ZM153 101H151V102H153ZM177 101H174V103H175V105L177 106V108H175V106L173 107L174 109H177V111H182V109L183 108H185V107H183L184 106V104H187V105H189V101H187V100H184V101H187V103L186 102H184V104H183V102L181 101V104L183 105V106H181L182 108L180 109V105H179V108H178V105H177ZM216 101H219V100H215V102ZM12 102H14V101H12ZM150 102V103H151ZM192 102V101H191ZM190 102V103H191ZM2 103V102H1ZM17 103H19V102H17ZM6 104V103H5ZM11 104V103H10ZM10 104H8V105H10ZM15 104V103H14ZM20 104V103H19ZM145 104V103H144ZM212 104V103H211ZM214 104V103H213ZM1 105V104H0ZM142 105V104H141ZM146 106H147V102H146V104H145ZM152 105V104H151ZM150 104H149V106H151ZM174 105V104H173ZM216 105V104H215ZM7 106V105H6ZM18 106V105H17ZM16 106V107H17ZM23 106V105H22ZM25 106V105H24ZM76 106V107H77ZM153 106H155V105H152V107ZM158 106V105H157ZM190 106V105H189ZM193 106H194V104H193ZM205 106V105H204ZM214 106V105H213ZM217 106H219L218 104H217ZM11 107V106H10ZM33 107H34V105H33ZM140 107V106H139ZM165 107V106H164ZM190 107H192V106H190ZM155 108H157L156 106H155ZM167 110H168V108L167 107H165ZM172 108V107H171ZM217 108H219V107H217ZM8 109H10V108H7V111H8ZM13 109V108H12ZM16 110H17V108H15ZM139 109V110H138ZM186 109V108H185ZM214 109V108H213ZM216 109V108H215ZM157 110H159V112H161L160 111V107H158V109ZM188 110V109H187ZM2 111V112H1ZM1 111H0V113H3L4 114V112H3V110H2V108H1ZM4 111H6L5 109H4ZM11 111H13V110H11ZM10 111V112H11ZM164 111H166V110H164ZM163 111V112H164ZM171 111H172V109H171ZM189 111V110H188ZM187 111V113H185V114H187V116L188 115H190L189 114V112ZM214 111V110H213ZM14 112V111H13ZM13 112H11V114L13 113ZM21 112H23V111H21ZM158 112V113H159ZM162 112V113H163ZM217 112H218V110H217ZM6 113V112H5ZM161 113V114H162ZM165 113V112H164ZM172 113V112H171ZM170 113V114H171ZM173 113H174V111H173ZM220 113V112H219ZM37 114V115H36ZM176 114H179V115H181V114H183V113H179V112H177L176 113V110H175V115ZM192 114V113H191ZM211 114V113H210ZM222 114V113H221ZM8 115V114H7ZM33 115H34V117H33ZM35 115H36V117H35ZM158 115V114H157ZM165 117L167 116L166 114H163ZM163 115H161V116H163ZM214 115V114H213ZM226 115V114H225ZM2 116V115H1ZM3 116H5V115H3ZM20 116V115H19ZM171 117H175V116H172V115H170ZM187 116L185 115V117L187 118ZM193 116V115H192ZM223 116V115H222ZM14 117H15V115H14ZM168 117V116H167ZM178 116L176 115V118H177ZM182 117H183V115H182ZM181 117V118H182ZM185 117H183L184 119H185ZM194 117V116H193ZM217 117H219V116H217ZM224 117V116H223ZM2 118H4V117H2ZM6 118V117H5ZM5 118H4V120H5ZM13 118V117H12ZM17 118H20V117H17ZM159 118H161V117H159ZM179 118H180V116H179ZM180 118V119H181ZM264 118V117H263ZM1 119V118H0ZM178 119V118H177ZM184 119H183V122H185L184 121ZM217 119V118H216ZM215 119V120H216ZM10 120V119H9ZM15 120V119H14ZM136 120V119H135ZM179 120V119H178ZM187 120H188V118H187ZM191 120V119H190ZM11 121V120H10ZM18 121H20V120H18ZM179 121H181V123H182V120H179ZM179 121H178V123L177 124H180L179 123ZM5 122V121H4ZM7 122V121H6ZM21 122V121H20ZM25 122V121H24ZM19 123V122H18ZM26 123V122H25ZM106 125H105V124ZM136 123H138V121L136 122ZM160 123H162V121H160ZM160 123H158V121H157V125H159ZM164 123H165V121H164ZM171 123V122H170ZM195 123H197V122H195ZM202 123V122H201ZM2 124H3V122H2ZM1 123H0V125H2ZM20 124V123H19ZM22 124V123H21ZM109 124V125H108ZM133 124V123H132ZM139 124H141V122L139 123ZM163 124V123H162ZM167 124V123H166ZM182 124H184V127L186 128V126H185V124H187V126H189L188 125V121H187V123H182ZM181 124V125H182ZM200 124V123H199ZM9 125V124H8ZM11 125H14V124H11ZM15 125H16V123H15ZM26 125V124H25ZM24 125V126H25ZM112 125H110L109 127H111ZM144 125H146V124H144L143 123V127L144 128H141L142 130H144L145 129V127L146 126H144ZM149 125H151V124H149ZM165 125V124H164ZM163 125V126H164ZM171 125V124H170ZM192 125V124H191ZM140 126V125H139ZM153 126H155V125H153ZM153 126H152V128H153ZM174 126H175V124H174ZM174 126H172V127H174ZM180 126V125H179ZM213 127H211L212 128V134L210 135V137H204V134L205 133H207L206 131H208V130H206L205 131V133L202 135L203 137H202V140H203V145H202V148H201V150L200 151H196L195 149L194 150H192V152H189V151H187V153H185V155H187V157L185 156V160H183V158L182 159H180V160H176L177 162V166L179 167V171H178V176H177V178L175 179V180H173V182H174V186L172 187V189H173V195L172 196H170V197H167V196H165V194L163 193V191H161L160 193H159V202H156L157 203V205H155L156 203L154 202V204H152V205H155L154 206V210H153V212L151 211V215L152 216H154V219L153 220H151V221H149V223L148 222H146L145 224H143V223H137L136 224V226H134V230L136 231V230H141L142 228H144L145 226H147V228H148V230H149V232H148V236L147 237H145V239L143 238L142 240H140L139 242L137 241L136 242V240L134 241V239L133 238H131L129 235H130V228L128 229V224L127 223H129V221L130 220H133V219H128L127 218V220H126V217H125V214H121L122 216H120L121 217V221H120V217H119V219L117 218L118 216L117 215H120V213L119 214H117V211H119L120 209H118V208H116V209H118L117 211H113V209L111 208L112 206L110 205V207H108L107 206V208L105 207V206H103L104 207V212L99 208L98 209V207L99 206H97L96 207V201H95V210H93V206H94V204H93V206L91 205V208L90 209H92L91 210V212L89 211V209H88V212L86 213L85 211H83V209L85 210V207L86 206H81L80 207V205H81V202H82V205H83V201H80V203L78 204L77 202H75L74 204H77V206H78V210H79V213L81 214V216H79L78 218H75V221L78 223L79 222V224H85L86 226H87V228L88 229H90V232H91V235H90V237H88L87 239H84V238H79V234H75V236H74V234H71V232L68 234V235H66V232L64 231L65 229H64V222H66L65 220H64V222H62V219L61 218H59L60 216H56L57 214H54V215H52L53 214V212H51L52 214H50V212H49V210L47 209L48 207H47V204L48 203H50V202H47V201H45L44 200V202H45V205H44V207L46 206V209L44 210V208H42V210H40V214H39V212H38V210H39V207L41 206L40 205V203H41V201H42V205H43V200L42 199H44L45 198V195H46V192L48 191V189L47 190H37V191H33L34 192V198H35V200L33 201V200H29L30 202L29 203H25L24 205L26 206V207H24V209L26 208L27 209V211L29 210V208L31 209V213H30V216H29V218H30V220H31V222H32V224H33V226H34V229H33V231H34V236H35V239H36V247L38 248V252H42L41 253V256H37L36 257V259L35 258H33V260L35 261V263L36 264H73V262H69V261H66L65 262V260H67L66 259V257H65V255H67L66 254V252H57L56 253V249H59L60 247H62V248H66V247H68V246H71V250H74V252L78 249V246L79 245H81V246H84V247H82L83 249L84 248H86V246H88V247H90L89 248V251H92V255H90L91 256V258L93 259V264H221L220 262H224V263H226V258H228V257H223L222 258V256L220 257V254H221V251L223 252L224 251V248H226L227 247V249L226 250H228V246H226L227 244H226V242H227V240H229V238H230V240L232 239H236V241L238 240L237 238H239V241H238V243H237V245L235 246V247H237L238 248V250L240 251L239 253H241V251H242V255L241 256H238L237 254H234V251H236V250H232L233 251V253H232V257H234L235 255H237L238 257H241L240 259H238L237 258V263L241 260L244 264H248V261H249V257L250 256H252L253 254H260V253H257L256 251H254V249H255V247H257L256 245L258 244V242H256L255 240H254V238H255V236H254V234L256 233V230H255V228L256 229H258V226L261 224V223H258L259 221H261V220H264V219H262V218H264L263 217V213H261L260 211H258V213L257 212H255V211H257V209H256V204H259V203H254L255 202V198L254 197H256V194H257V189H256V187H255V185H254V181H255V179H257V180H261L263 183V190H264V171H263V164H264V154L262 153V149L264 148L263 146H264V144H263V142H259V140H258V131H257V129L258 128H256L255 126H252L251 127V129H250V137H251V139L254 141V146L256 147V152H257V159H258V164L256 165L255 164V172L254 171H252V170H250V168H248L247 167V164H246V162L247 161H245L244 159L245 158H243L242 159V157H239V156H236L235 158H236V161H237V164H236V166H234V169L233 168H231V166L229 165V167L227 166V161H228V157H230L229 155H225L224 154V150H220V149H218V140H217V138H218V129H217V127H215L216 125L215 124H213L212 125ZM7 127V126H6ZM18 127V126H17ZM27 127V128H28ZM30 127H32V128H30ZM34 127V128H33ZM136 127H137V125H136ZM155 127H157V126H155ZM154 127V128H155ZM180 127H183V125L182 126H180ZM219 127V126H218ZM8 128V127H7ZM11 128V127H10ZM21 128V127H20ZM22 128H24L23 126H22ZM132 128V127H131ZM140 128V127H139ZM151 128V127H150ZM153 128V129H154ZM159 128H162V127H159ZM165 128V127H164ZM169 128V127H168ZM175 128V127H174ZM177 128V127H176ZM175 128V129H176ZM192 128V127H191ZM195 128H196V126H195ZM194 128V129H195ZM221 128H223V127H221ZM220 128V129H221ZM3 129V128H2ZM15 129H16V127H15ZM105 129V130H104ZM111 129V128H110ZM115 129V130H116ZM133 129V128H132ZM158 129V128H157ZM166 129H167V127H166ZM189 129V128H188ZM193 129V128H192ZM17 130V129H16ZM18 130H21L22 132L24 131L23 129H19L18 128ZM98 130V129H97ZM101 130V131H102ZM112 130V129H111ZM140 130V129H139ZM148 130H149V128H148ZM152 130V129H151ZM151 130H149V131H151ZM177 130V129H176ZM190 130V129H189ZM262 130V129H261ZM2 132H3V130H1ZM34 131V130H33ZM36 131V130H35ZM132 131V130H131ZM154 132H155V130H153ZM152 131V132H153ZM160 131V130H159ZM198 131V130H197ZM221 131V130H220ZM7 132V131H6ZM6 132H4V133H6ZM15 132V131H14ZM18 132H20V131H18ZM21 132V133H22ZM106 132V131H105ZM108 132V131H107ZM106 132V134H108ZM114 132V131H113ZM139 132V131H138ZM137 132V133H138ZM140 132L142 133V135H143V133H145V134H148L147 132H146V130H145V132H143V131H141L140 130ZM165 132V131H164ZM174 132V131H173ZM176 132V131H175ZM188 132V131H187ZM186 132V133H187ZM191 132H192V130H191ZM204 132V131H203ZM223 132H224V130H223ZM10 133H12V132H10ZM43 133V132H42ZM97 133V134H96ZM120 133H122L123 134V132H119L118 134H120ZM131 133V132H130ZM128 134V135H131V134ZM134 133H136V130L132 133V134H134ZM157 133H158V131H157ZM160 133V132H159ZM161 133H162V131H161ZM160 133V134H161ZM169 133H170V131H169ZM177 133V132H176ZM201 133V132H200ZM262 133V132H261ZM17 134V133H16ZM23 134V133H22ZM25 134V133H24ZM56 134H58V135H56ZM150 134V133H149ZM160 134H156L157 136H156V138L160 135ZM189 134H190V132H189ZM223 134V133H222ZM230 134H232V133H230ZM230 134H229V136H228V139H227V141H224L223 143H225V145H226V148L229 146V145H231L230 143L232 142V139H231V136H230ZM77 135H81V140H80V142L82 141V143H81V145H80V147L77 149L76 148V150H73V149H71L70 147L71 146H65V143L66 142H68V141H70L71 143H74V141H72V139L75 137V136H77ZM105 135V134H104ZM111 135V134H110ZM127 135V134H126ZM152 135H154L155 136V134L153 133V134H151V136ZM167 135H168V133H167ZM172 135V134H171ZM176 135V134H175ZM4 136V135H3ZM19 136H23V135H19ZM34 136V135H33ZM33 136H31V137H33ZM135 136H136V134H135ZM134 136V137H135ZM144 136L145 135H143V137H142V139L144 138ZM150 135H146V137H149ZM162 136V135H161ZM188 136V135H187ZM192 136V135H191ZM190 135H189V137H191ZM263 136H264V134L262 135V138H263ZM5 137V136H4ZM11 137V136H10ZM31 137H29V135H28V138H31ZM82 137H83V140H82ZM115 137H116V134H115ZM119 137H121V136H119ZM123 137V136H122ZM121 137V138H122ZM128 137V136H127ZM132 137V136H131ZM141 137V136H140ZM139 137V138H140ZM160 137V136H159ZM165 137V136H164ZM163 137V138H164ZM167 137H169V136H167ZM167 137H165V139L167 138ZM1 138V137H0ZM17 138V137H16ZM36 138V137H35ZM85 138V139H84ZM129 138H130V136H129ZM153 138V137H152ZM193 138H194V136H193ZM205 138H207V139H205ZM6 139V138H5ZM11 139H12V137H11ZM24 139V141H26L25 140V138H23ZM22 139V137H21V139H20V142H21V140H23ZM135 139V138H134ZM145 139V138H144ZM147 139H149V138H147ZM154 139H155V137H154ZM159 139V138H158ZM158 139H156L157 140V142H158ZM170 139V138H169ZM173 139V138H172ZM178 139V138H177ZM184 139H185V137H184ZM15 140V139H14ZM18 140V139H17ZM29 140H31V139H29ZM129 140V139H128ZM133 139H131V141H132ZM152 140V139H151ZM163 140V139H162ZM167 140H168V138H167ZM175 140V139H174ZM173 140V142H175L174 144H176V145H178L177 144V142H176V140L174 141ZM179 140V139H178ZM264 140V139H263ZM141 141H143V140H141ZM145 141V140H144ZM163 141H165V140H163ZM162 141V142H163ZM206 141H207V143H206ZM19 142V141H18ZM17 142V143H18ZM29 141H27V143H28ZM132 142H134V141H132ZM140 142V141H139ZM146 142V141H145ZM148 142V141H147ZM154 142V141H153ZM156 142V141H155ZM172 142V141H171ZM239 141H237V143H238ZM21 143H23V141L21 142ZM30 143H32V144H35V143H33V141H30ZM38 143V142H37ZM49 143V142H48ZM48 143H46L47 145H48ZM64 143V144H63ZM69 143V142H68ZM126 143V142H125ZM131 143V142H130ZM129 143V144H130ZM151 144H152V142H150ZM161 143V142H160ZM165 143H166V141H165ZM10 144H12V142H10ZM16 144V143H15ZM29 145V147H30V149H27V150H24L25 151V153H24V151L22 152V153H20V154H22V155H20L18 158L16 157V159H14L15 161H12V159H10L7 155V159L6 158H4V157H6V156H3V158H1V162H5L4 163V168L6 169H4L5 170V174L7 173V174H9L8 173V170H9V167H8V169H7V167L5 166V165H9L10 166V164L6 161V160H8V159H10V163H11V167L12 166H14V167H12V169L13 170H16L17 168L16 167H18V170L17 171H19V169L21 168L19 165H22L23 167H22V169L20 170L21 172L23 171H25L26 170V172L25 173H21V174H29L28 176H30V172H34V170L36 169V172H37V168L35 167V162H33V159H31L33 156L32 155H30V153H29V151H32V149H31V146H33V145ZM63 144V145H62ZM158 144V143H157ZM174 144H170L171 145V147H173V145ZM179 144H180V142H179ZM233 144H234V142H233ZM13 145H14V143H13ZM12 145V146H13ZM62 145V146H61ZM154 145V144H153ZM152 145V146H153ZM164 145V148H166L165 146H167V145H165V144H163ZM170 145H169V148L170 149H172V150H170V151H172L173 152V150L175 151V148L173 147V148H171L170 147ZM175 145V146H176ZM241 145V144H240ZM1 146H3V145H1ZM16 146V145H15ZM18 146V145H17ZM37 146V145H36ZM41 146V145H40ZM43 146H45V145H43ZM130 146V145H129ZM138 146V145H137ZM142 145H140V147H141ZM143 146H145L144 144H143ZM151 146V147H152ZM180 146V145H179ZM4 147V146H3ZM6 147V146H5ZM22 147V146H21ZM52 147V146H51ZM53 147V148H54ZM149 147V146H148ZM181 147V146H180ZM180 147L178 148V146H177V148L178 149H180ZM19 148V147H18ZM17 148V149H18ZM33 148H34V146H33ZM38 148V147H37ZM123 148V147H122ZM138 148V147H137ZM157 148H160V146L158 147V145H157ZM12 149H13V147H12ZM14 149H16V148H14ZM21 149V148H20ZM23 149V148H22ZM21 149V150H22ZM25 149V148H24ZM145 149V148H144ZM143 149V150H144ZM147 149H149V148H147ZM153 149H155V148H153ZM153 149H151V151H153ZM168 149V148H167ZM166 149V150H167ZM184 149V148H183ZM0 150H1V148H0ZM9 150V149H8ZM7 150V151H8ZM19 150V149H18ZM18 150H15V152L14 151H12V152H14L15 154H16V151H18ZM37 150H39V149H37ZM142 150V149H141ZM146 150V149H145ZM161 150H164V149H161L160 148V151ZM186 150V149H185ZM185 150H182V148H181V150L180 151H185ZM189 150V149H188ZM262 150V151H261ZM3 151V150H2ZM48 151V150H47ZM138 151V150H137ZM150 151V152H151ZM156 151V150H155ZM159 151V152H160ZM165 151V150H164ZM179 151V150H178ZM179 151V152H180ZM223 151V152H222ZM5 152V151H4ZM19 152H21V151H19ZM18 152V153H19ZM146 152H148L147 150H146ZM172 152H169L168 150H167V153H168V155H169V153H171L172 154ZM9 153V152H8ZM31 153H33V152H31ZM136 153V152H135ZM139 153V152H138ZM149 153V152H148ZM153 153H155V152H153ZM152 153V154H153ZM164 153V152H163ZM181 153V152H180ZM190 153V154H189ZM11 154V158H13V155H12V153H10ZM34 154V153H33ZM37 154H41V152H38ZM146 155H147V157H148V155H150V153L149 154H147V153H145ZM144 154V155H145ZM156 154V153H155ZM157 154H158V152H157ZM159 154H162V152L161 153H159ZM174 154H177V153H174ZM184 154V153H183ZM45 155V154H44ZM124 155V154H123ZM136 155H138V154H136ZM135 155V156H136ZM163 155H165V154H163ZM181 155V154H180ZM17 156V155H16ZM30 156H32V157H30ZM49 156V157H50ZM127 156H128V154H127ZM134 156V157H135ZM158 156V155H157ZM160 157H161V155H159ZM169 156H171V155H169ZM1 157H2V155H1ZM14 157H15V155H14ZM35 157V156H34ZM45 157V156H44ZM47 157V156H46ZM145 157V156H144ZM144 157L142 156V153H141V157L140 158H142V159H144ZM179 157V155L177 156V158ZM135 158H137V160H139L140 158H138V156L137 157H135ZM171 158H172V156H171ZM170 157H169V159H171ZM37 159H39V157L38 158H36V160ZM116 159V160H115ZM146 159V158H145ZM160 159H162V158H159V160ZM173 159V158H172ZM136 159H132L131 160V162H129V164L127 165V164H123V165H126V166H123L122 167V165H121V168H119V170L121 169L122 171H124V173H131L133 176H134V178L136 179L135 181L136 182H138L137 180H139L138 179V174L136 173V171H138V173H140L139 171H140V169L138 168V166L140 167V165H135V164H137L138 163V161H137ZM149 160H150V157H149ZM148 160V162H149V164H150V161ZM152 160V159H151ZM153 160H155V159H153ZM152 160V161H153ZM182 160V161H181ZM222 160H225V161H223V163H222ZM35 161V160H34ZM39 161V160H38ZM38 161H37V163H38ZM55 161V162H56ZM127 161V160H126ZM145 161V160H144ZM161 161H163L164 162V160H161ZM160 161V163H158V164H162V162ZM0 162V163H1ZM133 162V163H132ZM140 162V164H142V162L141 161H139ZM146 162V161H145ZM148 162H146L147 164H144L146 167H148L149 166V164H148ZM179 162V163H178ZM123 163V162H122ZM121 163V164H122ZM151 163H153V162H151ZM243 163H245L244 165H242ZM3 164V163H2ZM44 165H46L45 163H43ZM53 164V163H52ZM1 165V164H0ZM115 165H116V163H115ZM114 165V166H115ZM242 165V166H241ZM38 166V165H37ZM158 166V165H157ZM162 166H163V164H162ZM2 168H3V166H1ZM11 167H10V170H11ZM20 167V168H19ZM44 167V166H43ZM85 167V166H84ZM136 167V168H135ZM142 167V166H141ZM140 167V168H141ZM146 167H142L144 170H143V173H144V171H146L145 170V168ZM155 167V166H154ZM164 167V166H163ZM167 167V166H166ZM259 167V168H258ZM262 167V168H261ZM16 168V169H15ZM25 168V170H23ZM47 168V167H46ZM55 168V167H54ZM62 168V167H61ZM67 169H69V171L67 170ZM83 169V168H82ZM85 169H86V167H85ZM160 169V167L157 169V170H159ZM161 169H163L164 171H165V169L164 168H161ZM1 170H3V169H1ZM13 170H11L10 172H12ZM30 170H32V171H30ZM49 169L47 168V171H48ZM51 170H53V168L51 169ZM58 170V169H57ZM56 170V171H57ZM84 170V169H83ZM87 170V171H88ZM118 170V169H117ZM148 170H149V168H148ZM225 170V172H226V177L225 178H223V176H222V173H223V171ZM259 170H261V171H259ZM16 171V172H17ZM20 171L18 172V174H20ZM45 171V170H44ZM54 171V170H53ZM60 171V170H59ZM81 171V170H80ZM113 171H116V169H113ZM112 171V172H113ZM256 171H259L258 172V174L256 173ZM1 172V171H0ZM64 172H65V170H64ZM63 172V173H64ZM73 172H75L74 170H73ZM83 172V171H82ZM142 172V171H141ZM161 173H163V171H160ZM166 172H168L167 171V169H166ZM166 172H165V176H166ZM2 173H3V171H2ZM13 174H17V173H15L14 171L12 172ZM78 173H79V171H78ZM105 175H104V174ZM151 173H153V172H151ZM150 173V174H151ZM155 173V172H154ZM11 174V173H10ZM49 174V173H48ZM160 174V173H159ZM175 173H173V175H174ZM251 174L252 175H254L253 177L251 176ZM44 175H45V172H44ZM84 175V174H83ZM97 175V176H96ZM112 175V174H111ZM140 175V174H139ZM141 175H142V173H141ZM153 175V174H152ZM162 175V174H161ZM10 176V175H9ZM11 176H12V174H11ZM10 176V177H11ZM16 176H18V175H16ZM22 176V175H21ZM25 176V175H24ZM50 176L52 177V175H51V172H50ZM75 176V175H74ZM80 176V177H79ZM86 176V175H85ZM88 176V175H87ZM150 176V175H149ZM157 176V175H156ZM165 176L163 175V176H160L163 180L165 179ZM5 177V175L3 176V178ZM33 177V176H32ZM49 177V176H48ZM47 177V178H48ZM56 177V176H55ZM65 177H69V174L68 175H66L65 174V176H64V178L63 179H65ZM73 177V176H72ZM77 177V176H76ZM78 177H79V179H81V178H84V176H82L81 177V175H79L78 174ZM143 177H145V176H143ZM153 177V176H152ZM160 177H158L157 176V178H160ZM164 177V178H163ZM168 177V176H167ZM167 177H166V181H165V183L167 182ZM175 177V176H174ZM8 179V181H9V177H8V175L5 177V179ZM18 178H20V177H18ZM54 178V177H53ZM59 178V177H58ZM114 180H115V178H114V176L112 177ZM111 178V179H112ZM117 178V177H116ZM150 178H151V176H150ZM237 178V179H236ZM23 178L21 177L20 178V180L21 181H23L22 180ZM50 179V178H49ZM61 179V178H60ZM59 179V180H60ZM87 179V178H86ZM86 179H84V180H86ZM162 179H160V180H162ZM4 180V179H3ZM13 180H15V179H13ZM46 180V179H45ZM50 180H52V178L50 179ZM55 180V179H54ZM114 180L112 181V182H114ZM162 180V181H163ZM170 180V179H169ZM237 180H239L238 181V183H237ZM34 181H36V180H34ZM47 181V180H46ZM45 181V182H46ZM49 181V180H48ZM47 181V182H48ZM57 181V180H56ZM66 181V180H65ZM72 181V180H71ZM126 181V184H124V189L125 190H127V191H130V192H132V190L134 189V187H135V185H134V183L131 181V177H128L127 176V179L125 180ZM143 181V180H142ZM153 181H154V179H152V184H153ZM161 181V182H162ZM232 181V182H231ZM6 182V180L4 181V183ZM9 182H11V179H10V181ZM15 181H13V183H14ZM20 182V181H19ZM18 182V183H19ZM62 182H64L63 180L61 181V183ZM67 182L68 183H70L69 182V180H67ZM79 182V181H78ZM148 182V181H147ZM156 182H159V181H154V183H156ZM227 182V183H226ZM8 183V182H7ZM18 183H17V186H18ZM20 183H22V182H20ZM111 183V182H110ZM114 183H116V182H114ZM150 183H151V180H150ZM6 184V183H5ZM11 184V183H10ZM44 184V183H43ZM52 184V183H51ZM54 184V183H53ZM59 184V183H58ZM82 184L83 185H85L83 182H82ZM82 184H80V186L82 185ZM109 184V183H108ZM112 184V183H111ZM116 184H118V182L116 183ZM162 184V183H161ZM164 184V183H163ZM167 184V183H166ZM8 185H9V183H8ZM8 185H6V186H8ZM23 185V184H22ZM45 185V184H44ZM50 185V184H49ZM62 185H63V183H62ZM68 185V184H67ZM66 185V186H67ZM71 185H72V183H71ZM71 185L69 186V188H66V186H65V190L66 191H68V189L71 191L72 190V187H71ZM74 185V184H73ZM86 185H88L87 183H86ZM102 185V187H100ZM115 185V184H114ZM148 185H151V184H148ZM154 185V184H153ZM153 185H151V186H153ZM157 185V184H156ZM13 186V185H12ZM16 186V185H15ZM16 186V188L15 189H17L18 187ZM20 186V185H19ZM24 186V185H23ZM79 186V187H80ZM143 186V185H142ZM146 186V185H145ZM164 186V185H163ZM167 186V185H166ZM227 186V187H226ZM10 187H11V185H10ZM9 187V188H10ZM25 187V186H24ZM52 187L54 188V186L52 185ZM60 187V186H59ZM58 187V189H61V187L59 188ZM71 187V188H70ZM74 187V186H73ZM139 187H141V185L139 186ZM154 187V186H153ZM168 187V186H167ZM20 188H22V187H20ZM20 188H18L19 190L18 191H20V192H22L21 190H20ZM49 188V187H48ZM86 188H87V186H86ZM109 188V187H108ZM112 188V187H111ZM118 188H120L119 186H118ZM148 187H146V189H147ZM162 188V187H161ZM192 188H194L193 190H192ZM7 189V188H6ZM12 189V188H11ZM14 189V190H15ZM25 189V188H24ZM28 189V188H27ZM55 189V188H54ZM57 189V188H56ZM63 189H64V187H63ZM76 189V188H75ZM90 190V188L88 187L86 190ZM95 189V190H94ZM143 189H145V187H143ZM149 189V188H148ZM78 190V192H81V190H80V188L79 189H77ZM77 190L75 191V192H77ZM80 190V191H79ZM85 190V191H86ZM118 190V189H117ZM121 190V189H120ZM151 190V189H150ZM153 190V189H152ZM6 191V190H5ZM11 191H13V190H11ZM56 191V190H55ZM59 191V190H58ZM62 191V190H61ZM74 191V190H73ZM230 191L231 192H233V193H240L241 194V197H240V204L239 205H237V210L235 211V210H233V208H230V207H228V206H226L225 205V203H230L231 202V199H229V200H226L225 199V197H226V195H227V193L229 192V194H230ZM4 192V191H3ZM3 192H0V193H2L3 194ZM20 192H18L19 194H20ZM25 192H26V190H25ZM53 192V191H52ZM63 192V194H64V192L65 191H62ZM121 192V191H120ZM136 192V191H135ZM152 192H154V190L152 191ZM170 192V191H169ZM190 192V193H189ZM259 192V191H258ZM6 193H8V192H6ZM12 193H14V192H12ZM11 193V194H12ZM15 193H17V191L15 190ZM17 193V195H18V198H19V194ZM27 193V192H26ZM25 193V194H26ZM51 193V190H50V192L48 191V193L47 194H50ZM72 191H71V195H72ZM82 193H83V190H82ZM119 193V192H118ZM117 193V201L116 202H114L115 203V206H116V204L118 203H120L119 205H121L122 203H124V201H122L121 200V198L118 200V197H120L119 196V194ZM171 193V192H170ZM23 194V193H22ZM25 194H23V197L24 198H26L25 197ZM63 194H61L62 196H63ZM66 194V193H65ZM69 194V193H68ZM83 194H85L86 195V193H83ZM115 194H116V192H115ZM133 194H135V193H133ZM191 194H192V198H191ZM10 195V194H9ZM14 195V194H13ZM27 195V194H26ZM55 195V194H54ZM70 195V196H71ZM74 195V194H73ZM72 195V196H73ZM77 195V194H76ZM81 195V194H80ZM114 195V194H113ZM140 195V194H139ZM185 195H187V197H185ZM4 196H6V195H4ZM67 196V195H66ZM89 197H90V195H88ZM143 196H145V195H143ZM156 195L154 194V197H155ZM2 197V196H1ZM10 197V196H9ZM29 197H30V194H29ZM61 197V196H60ZM60 197H59V199H60ZM63 197H65V196H63ZM83 197V196H82ZM86 197H87V195H86ZM85 197V198H86ZM88 197V198H89ZM92 197V196H91ZM116 197V196H115ZM142 197V196H141ZM12 198V197H11ZM14 198H17L16 196L14 197ZM21 198H22V196H21ZM23 198V199H24ZM47 198V197H46ZM58 198V197H57ZM67 198H68V200H69V197L67 196ZM77 198V197H76ZM79 198H80V196H79ZM106 198H105V200H106ZM111 198H114V197H112L111 196ZM231 198V197H230ZM3 199V198H2ZM8 199V198H7ZM23 199H21V200H23ZM66 199V198H65ZM65 199H64V201H65ZM101 199V198H100ZM116 199V198H115ZM141 199V198H140ZM139 199V200H140ZM188 199H189V201H188ZM4 200V199H3ZM15 200V199H14ZM27 200V199H26ZM68 200H66V201H68ZM73 200V198L70 200V201H72ZM81 200V199H80ZM88 200V199H87ZM92 200V198L89 200V201H91ZM97 200V199H96ZM102 200V199H101ZM114 200V199H113ZM120 200L122 201V202H120ZM125 200V199H124ZM145 200V199H144ZM144 200H143V202H144ZM151 200V199H150ZM257 200H258V197H257ZM1 201V200H0ZM17 201H18V203H19V200L17 199ZM24 201V200H23ZM28 201V200H27ZM57 201V200H56ZM73 201H75V200H73ZM78 201V200H77ZM99 201V200H98ZM141 201V200H140ZM146 201V200H145ZM156 201V200H155ZM6 202V201H5ZM22 202V201H21ZM26 202V201H25ZM60 202V201H59ZM58 202V203H59ZM143 202H141V205H142V203ZM11 204H13V208L12 209H15L16 207H14V203H12V199H11V202H10ZM15 203H17V202H15ZM34 203V204H33ZM61 203V202H60ZM98 203V202H97ZM6 204V203H5ZM19 204H21V203H19ZM27 204V205H26ZM85 205H86V203H84ZM88 204V203H87ZM118 204H117V206H118ZM127 204V203H126ZM0 205H3V203H1ZM23 204H22V206H24ZM69 205H71V204H69ZM107 205H108V203H107ZM137 205V204H136ZM143 205H144V203H143ZM147 205V204H146ZM261 205V204H260ZM259 205V206H260ZM6 206H7V204H6ZM12 206V205H11ZM15 206H17V204H15ZM21 206V205H20ZM19 206V207H20ZM56 206V205H55ZM57 206H58V204H57ZM62 206V205H61ZM76 206V207H77ZM122 206V205H121ZM145 206V205H144ZM18 207V208H19ZM50 207H51V205H50ZM59 207V206H58ZM65 207V206H64ZM88 207H90V206H87L86 208H88ZM102 207V206H101ZM114 207V206H113ZM122 207H125V204L122 206ZM146 207V206H145ZM157 207V208H156ZM263 207V206H262ZM261 207V208H262ZM7 208V207H6ZM22 208V207H21ZM20 208V209H21ZM53 208V207H52ZM51 208V209H52ZM130 208H132V207H130ZM148 208V207H147ZM152 208V207H151ZM17 209V208H16ZM16 209L14 210V211H16ZM25 209V210H26ZM55 209H57V208H55ZM61 209H63V208H61ZM142 209H143V207H142ZM5 210H7V209H5ZM9 210V209H8ZM23 210V209H22ZM25 210H23L22 212H24V213H26L25 212ZM64 210V209H63ZM87 210V209H86ZM133 210V209H132ZM144 210V209H143ZM146 210V209H145ZM11 211V210H10ZM43 211V212H42ZM52 211H54L53 209H52ZM60 211V210H59ZM101 211H102V213H101ZM137 211V210H136ZM5 212V211H4ZM18 212V211H17ZM55 212V211H54ZM63 212V215H64V212H66V211H62ZM86 213V215L84 216V213ZM119 212H121V210L119 211ZM126 212V211H125ZM147 212H149V211H147ZM0 213L1 214H3L2 213V211L0 210ZM19 213L21 214V210L19 211ZM24 213L23 214H21L22 216L24 215ZM28 213V212H27ZM29 213H28V215H29ZM104 213V214H103ZM138 213V212H137ZM146 213V212H145ZM235 213H236V217L237 216H240V217H244V219H245V221H249L250 222V224H248V226H249V228H248V226H247V228H248V230H250V234H249V232H248V234L245 236L244 234H246V232L247 231H244V232H242L243 231V229L240 231V234H242V235H239V233L237 232L238 231V229H239V224L237 225V226H234V222H232L231 221V219H233L232 218V215H235ZM1 214H0V217H2L1 216ZM5 214H7V213H5ZM10 214L11 215H9L10 217H12V215L14 214V212H10ZM16 214V213H15ZM19 214V215H20ZM61 214V213H60ZM69 214V213H68ZM146 214H148V213H146ZM146 214H143V216L145 215V216H147ZM18 215V214H17ZM19 215H18V217H16V220H17V218H19ZM20 215V216H21ZM114 215H116V216H114ZM138 215V214H137ZM141 215V214H140ZM67 216V215H66ZM88 216H89V218H88ZM6 217L7 218H4V219H8V216L6 215ZM14 217V216H13ZM24 217H25V215L22 217L23 219H18V220H20V223H21V220H22V224H24ZM64 217V216H63ZM133 217H134V215H133ZM132 217V218H133ZM114 218V220L112 221V219ZM143 218V217H142ZM219 218H220V220H219ZM1 219V218H0ZM2 219H3V217H2ZM3 219V220H4ZM10 219V218H9ZM15 218H13V220H14ZM64 219V218H63ZM92 219V220H91ZM150 219V218H149ZM237 219V218H236ZM10 220H12V219H10ZM27 221H29L30 222V220H28V218L26 219ZM90 220H91V222H90ZM134 220H135V218H134ZM140 220V219H139ZM142 220V219H141ZM145 220H146V218H145ZM2 221V220H1ZM0 221V223H3V222H1ZM24 221V222H23ZM136 221V220H135ZM217 221H220L219 222V224L217 225V226H215V222H217ZM237 221L239 222L240 220H238L237 219ZM7 222V221H6ZM28 222V223H29ZM62 222V223H61ZM90 222V223H89ZM133 222V221H132ZM141 222V221H140ZM15 223V222H14ZM20 223H19V225H20ZM6 225L5 226H7V228H8V223H5ZM10 224V223H9ZM62 224V225H61ZM125 224V225H124ZM133 224V223H132ZM252 225V226H251ZM2 226V225H1ZM4 226V227H5ZM13 225L11 224V226L9 227V228H13L12 227ZM72 226V225H71ZM255 226V227H254ZM25 227V226H24ZM132 227V226H131ZM238 227V228H237ZM246 227V226H245ZM16 229H17V227H15ZM15 228H13V230L15 229ZM19 228H20V226H19ZM23 227H21V229H22ZM253 228H254V230H253ZM15 229V230H16ZM246 229V228H245ZM6 230V229H5ZM5 230H3V231H5ZM12 230V231H13ZM18 230V229H17ZM16 230V231H17ZM23 230V229H22ZM21 230V231H22ZM35 230H37V232H35ZM8 232L9 231H11V229H9V230H7ZM7 231H6V233H7ZM12 231H11V233L10 234H13L14 235V233L15 232H13L12 233ZM20 231V230H19ZM19 231H17V233H19ZM130 233H129V232ZM189 231H191V233L189 232ZM252 231H253V236H254V238L251 236L252 235ZM46 232V233H45ZM190 233V235H189V233ZM193 232V233H192ZM263 232L264 231H262V232H259L258 234H257V236H256V238H257V240H259V239H261V238H264V234H263ZM5 233V232H4ZM57 233H59L58 234V236H57ZM16 234V233H15ZM187 234L189 235V237L190 238H192V236H193V239L191 240H189L187 243H185L186 241V237H187ZM193 234V235H192ZM9 235V234H8ZM12 235V236H13ZM18 235V234H17ZM53 235H54V237L55 238H57V237H59V235H60V237L61 238H58V240L56 239V240H54V237H53ZM73 235V236H72ZM192 235V236H191ZM226 235V236H225ZM227 235H229V237H227ZM244 235V236H243ZM1 236V235H0ZM7 236V235H6ZM16 236V235H15ZM15 236H14V239H15ZM19 236V235H18ZM11 237V236H10ZM72 237V238H71ZM221 238L220 239V242L219 241H215L216 240V238ZM13 238V237H12ZM12 238H10L11 240H12ZM21 238V237H20ZM20 238H16L17 240L18 239H20ZM128 238L129 239H131V241H129L128 240ZM188 238V237H187ZM7 239H8V236H7ZM21 240V239H20ZM128 240V241H127ZM13 241V240H12ZM19 241V240H18ZM83 241V242H82ZM89 241V244L88 245H86L85 243H87V242ZM226 241V242H225ZM15 242V241H14ZM20 242V241H19ZM19 242H18V244H19ZM24 242H25V240H24ZM100 242V243H99ZM128 242V243H127ZM223 242H224V244H223ZM228 243V242H227ZM229 243H231V242H229ZM25 244V246H26V242L24 243ZM23 244V245H24ZM30 244H31V242H30ZM30 244H29V246H30ZM85 244V245H84ZM232 244V243H231ZM225 245V246H224ZM260 245H261V243H260ZM259 245V246H260ZM45 246H47L48 248H47V250L46 251H43V248L45 247ZM223 246H224V248H223ZM7 247V246H6ZM234 247V248H235ZM0 248H2V246L0 245ZM26 248V247H25ZM24 248V249H25ZM61 248V249H62ZM229 248H231V247H229ZM11 249V248H10ZM10 249H8L9 251H10ZM45 249V248H44ZM70 249V248H69ZM236 249V248H235ZM4 250H6L5 248H4ZM229 251L228 250V252L230 253V252H232V251ZM263 250V249H262ZM11 251H13V250H11ZM10 251V252H11ZM36 251V250H35ZM257 251H258V249H257ZM9 252V253H10ZM13 252H15V251H13ZM17 252V251H16ZM33 252V251H32ZM69 253H70V251H68ZM225 252H227V251H225ZM254 252H256V253H254ZM4 253H7V251L6 252H4ZM4 253H3V251H2V254L4 255ZM236 253H238V251H236ZM238 253V254H239ZM12 254V253H11ZM19 254V253H18ZM231 254V253H230ZM0 255H1V253H0ZM6 255V254H5ZM7 255H8V253H7ZM7 255H6V257H4V259L5 258H7ZM33 255V254H32ZM255 255V256H256ZM2 256V255H1ZM0 256V257H1ZM14 256V254L12 255V257ZM16 256H18V255H16ZM255 256H252V257H255ZM2 257V258H3ZM33 257V256H32ZM65 257V258H64ZM81 257V256H80ZM219 257L220 258H222L223 260H219ZM232 257H229V258H232ZM257 257V256H256ZM16 258V257H15ZM15 258H14V260H15ZM64 258V259H63ZM214 258H216L217 259V261H214ZM228 258V259H229ZM247 258H248V260H247ZM262 258H263V261H260V262H258L257 264H264V255L262 256ZM4 259H2V261L4 260ZM79 258H77V260L75 261V264L76 263H79V264H88V262H87V260H85V261H83L82 259L81 260H78ZM233 259V258H232ZM252 259V258H251ZM10 260V259H9ZM13 260V259H12ZM16 260H17V258H16ZM70 260V259H69ZM239 260V261H238ZM7 261V260H6ZM20 261H21V259H20ZM63 261V263H61ZM235 261V262H236ZM240 261V262H241ZM29 262V261H28ZM27 262V264H30V263H28ZM229 263L230 262H234V261H228ZM251 263V262H250ZM2 264V263H1ZM12 264H14V263H12ZM240 264V263H239Z\"/></svg>", "mask_w": 264, "mask_h": 264}]
</instances>
